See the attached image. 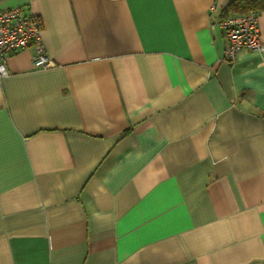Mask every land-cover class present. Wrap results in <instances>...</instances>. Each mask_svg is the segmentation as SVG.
Returning a JSON list of instances; mask_svg holds the SVG:
<instances>
[{
    "label": "crops",
    "instance_id": "obj_1",
    "mask_svg": "<svg viewBox=\"0 0 264 264\" xmlns=\"http://www.w3.org/2000/svg\"><path fill=\"white\" fill-rule=\"evenodd\" d=\"M233 1L0 3L54 62L0 82V264H264V52L223 61Z\"/></svg>",
    "mask_w": 264,
    "mask_h": 264
},
{
    "label": "built area",
    "instance_id": "obj_2",
    "mask_svg": "<svg viewBox=\"0 0 264 264\" xmlns=\"http://www.w3.org/2000/svg\"><path fill=\"white\" fill-rule=\"evenodd\" d=\"M7 0H0V3ZM259 11L252 10L223 18L218 22L227 45L223 61L234 64L242 49L264 52ZM42 23L33 14H25L21 6L0 5V82L8 75V57L34 45L37 55L33 65L49 68L54 62L45 52L41 38Z\"/></svg>",
    "mask_w": 264,
    "mask_h": 264
},
{
    "label": "trees",
    "instance_id": "obj_3",
    "mask_svg": "<svg viewBox=\"0 0 264 264\" xmlns=\"http://www.w3.org/2000/svg\"><path fill=\"white\" fill-rule=\"evenodd\" d=\"M228 12L246 13L248 11L264 10V0H234L227 7Z\"/></svg>",
    "mask_w": 264,
    "mask_h": 264
}]
</instances>
